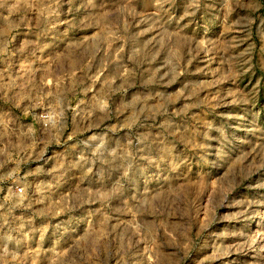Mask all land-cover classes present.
<instances>
[{"label":"rangeland","instance_id":"374dc122","mask_svg":"<svg viewBox=\"0 0 264 264\" xmlns=\"http://www.w3.org/2000/svg\"><path fill=\"white\" fill-rule=\"evenodd\" d=\"M0 264H264V0H0Z\"/></svg>","mask_w":264,"mask_h":264}]
</instances>
